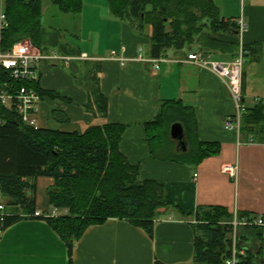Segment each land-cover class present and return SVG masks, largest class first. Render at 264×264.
I'll list each match as a JSON object with an SVG mask.
<instances>
[{
  "label": "crops",
  "instance_id": "obj_1",
  "mask_svg": "<svg viewBox=\"0 0 264 264\" xmlns=\"http://www.w3.org/2000/svg\"><path fill=\"white\" fill-rule=\"evenodd\" d=\"M216 3L226 19H242L246 29L239 35L206 31L183 51H168L158 70L152 63L136 60L140 48L150 57L152 27L139 34L127 22L112 15L107 0H84L82 12L76 15V27L43 23L42 50L70 61L66 66L62 60H47L37 69L40 88L48 93L38 106V128L82 133L94 124L128 126L120 145L122 153L132 165L139 166L140 179L160 182L167 201L181 209V213L160 210L153 238L118 219L90 227L75 244L73 264H206L195 259L193 216L200 207H225L241 219L264 218V133L253 134L255 142L246 143L245 133L226 130V123L235 114L227 85L210 70L188 60L190 54L205 51L215 61H231L245 46L263 41L264 0H216ZM47 11L43 6L42 22ZM84 55L88 59H82ZM121 58L128 62L122 65ZM92 62L99 63L101 91L109 100L105 118L86 108L89 97L83 81L87 65ZM243 96L247 108L264 105L261 61L245 59ZM163 100H179L195 107L198 138L219 144V155L205 159L198 166L153 158L146 123L159 115ZM54 111L66 114L69 122L57 123L53 119ZM225 165L238 166L236 178L222 172ZM54 184L49 177L36 180V208L42 216L66 213L49 204L47 192ZM21 214L20 206L6 208L8 216ZM239 232L243 236L245 232L252 235L244 227ZM262 236V240L249 236L250 242L243 244L253 254L262 251L257 264H264V227ZM0 264H69L68 247L46 221L22 220L1 235Z\"/></svg>",
  "mask_w": 264,
  "mask_h": 264
},
{
  "label": "trees",
  "instance_id": "obj_2",
  "mask_svg": "<svg viewBox=\"0 0 264 264\" xmlns=\"http://www.w3.org/2000/svg\"><path fill=\"white\" fill-rule=\"evenodd\" d=\"M5 22L0 30V51H9L24 40L42 50L43 0H2ZM112 15L127 22L139 34L152 27L149 56L163 58L174 50L183 51L195 44L204 32L239 35L240 26L226 19L216 0H107ZM64 14L77 15L84 0H52ZM245 59L260 62L264 56V40L244 48ZM90 63V62H89ZM83 84L88 92L87 111L105 118L109 100L101 91L98 62L87 65ZM0 81L10 93L21 86L33 87L48 94L39 82L18 83L9 72L0 73ZM14 90L10 91L9 86ZM54 96V94H50ZM57 123H68L69 117L53 112ZM181 123L185 130L187 150L177 151L170 137L171 126ZM121 123H102L84 132H63L57 129H35L25 124L15 107L0 108V185L9 205L22 208V214L5 215L0 229L5 231L22 220H43L68 247L69 264H73L74 247L90 227L118 219L131 223L153 238L161 209L181 213L179 205L167 201L163 185L157 180L140 179L138 165H132L120 149L127 130ZM150 154L161 161L198 166L205 159L219 155L220 145L198 138L197 112L179 100H163L159 115L146 123ZM241 132L247 137L264 133V105L257 104L243 113ZM49 177L55 184L47 192L50 206L66 211L58 216H35L37 211L36 180ZM35 182L30 183L28 180ZM30 194V195H29ZM233 214L225 207H200L193 216L195 259L206 264H226L232 257ZM252 232L243 236L238 229V248L244 242L263 239L262 226H245ZM251 236V238L249 237ZM243 242V243H242ZM244 249V250H243ZM262 254L249 250L238 254L237 264H257ZM159 264V263H157Z\"/></svg>",
  "mask_w": 264,
  "mask_h": 264
},
{
  "label": "built area",
  "instance_id": "obj_3",
  "mask_svg": "<svg viewBox=\"0 0 264 264\" xmlns=\"http://www.w3.org/2000/svg\"><path fill=\"white\" fill-rule=\"evenodd\" d=\"M243 1L248 2L249 0ZM0 19L1 30L6 20L3 11L0 15ZM236 22L239 24L241 32L246 29L247 26L242 19L236 20ZM122 51L125 52V48H123ZM82 59L88 58L84 55ZM47 60H62L64 65L67 66L70 58L63 57L57 53H45L43 50L35 47L32 42L22 41L14 45L9 51H0V73L3 70L9 72L11 78L18 83L39 82L40 76L37 69L43 61ZM119 60L122 65L128 62V59L125 58ZM136 60L143 63H152L155 70H158L160 68V63L164 61L163 58L155 59L148 57L143 48L139 49ZM188 60L199 68L210 70L225 82L235 106V114L226 123L225 128L226 130L237 131L240 134L243 113L247 109L243 96V71L245 67L244 51H241L236 59L226 62L213 60L212 55L205 51L190 54ZM14 89L13 85L9 86L10 91ZM40 101L41 96L35 88L23 85L13 94L8 92L3 82L0 81V108L15 107L22 121L35 129H38L37 114ZM245 142L254 143L255 141L252 136H249ZM222 172L234 179L238 173V166L225 165L222 167ZM8 205V198L3 194L0 185V222H2L3 217L6 215V208ZM35 216L38 217L41 215L36 211ZM52 216L56 217V213L54 212ZM233 216L234 218L231 223L234 229L231 248L232 257L226 261V264H237L238 254H244V251H240L238 248L237 236L240 227L254 225L264 227V218L262 217L239 220L237 214H233ZM3 232L4 231L0 229V237Z\"/></svg>",
  "mask_w": 264,
  "mask_h": 264
},
{
  "label": "rangeland",
  "instance_id": "obj_4",
  "mask_svg": "<svg viewBox=\"0 0 264 264\" xmlns=\"http://www.w3.org/2000/svg\"><path fill=\"white\" fill-rule=\"evenodd\" d=\"M43 6L48 8V11L46 13L47 15L44 16V18H43V23L44 24H50V25L54 26L55 24L59 23L61 26H63V25L66 26L67 25V27L72 26V25H73V27L77 26V22H78L77 18L78 17L76 15L74 16V15H71V14L68 15L69 17H65L66 15L64 13H62L61 11H59L57 6H55L52 3V0H43ZM2 11H3V1L0 0V15H1ZM66 18H71V19H67L66 20ZM0 23H1V19H0ZM73 30H74V28L72 29V32H73ZM65 32H66V29H65ZM24 41H30V40H24ZM255 58L256 59L259 58L260 61L264 64V56H261V57L260 56H256ZM238 218H239V220H242L239 216H238ZM242 227H244V226H242Z\"/></svg>",
  "mask_w": 264,
  "mask_h": 264
},
{
  "label": "water",
  "instance_id": "obj_5",
  "mask_svg": "<svg viewBox=\"0 0 264 264\" xmlns=\"http://www.w3.org/2000/svg\"><path fill=\"white\" fill-rule=\"evenodd\" d=\"M170 137L177 143V151H186V135L184 127L181 123H175L171 126Z\"/></svg>",
  "mask_w": 264,
  "mask_h": 264
}]
</instances>
